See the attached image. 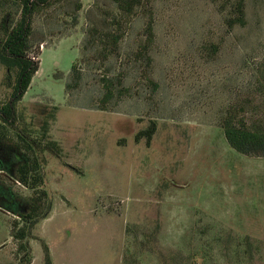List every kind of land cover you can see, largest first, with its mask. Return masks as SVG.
<instances>
[{
	"label": "rangeland",
	"instance_id": "1",
	"mask_svg": "<svg viewBox=\"0 0 264 264\" xmlns=\"http://www.w3.org/2000/svg\"><path fill=\"white\" fill-rule=\"evenodd\" d=\"M235 1L150 0V64L136 58L142 10L105 57L97 38L114 29V0L35 13L27 56L37 71L15 101L0 63V107L14 101L7 136L25 130L38 143L46 121L58 151L34 148L45 195L0 176L18 212L38 195L47 205L31 227L0 209V264H45L44 246L51 264H264V157L232 150L220 127L245 101L264 117V0H245L246 24L230 28ZM20 13L14 0L0 5V40ZM103 78L127 89L105 110Z\"/></svg>",
	"mask_w": 264,
	"mask_h": 264
},
{
	"label": "trees",
	"instance_id": "2",
	"mask_svg": "<svg viewBox=\"0 0 264 264\" xmlns=\"http://www.w3.org/2000/svg\"><path fill=\"white\" fill-rule=\"evenodd\" d=\"M8 1L0 0V5L3 6ZM14 1L21 7V13L13 26L6 24L5 21L3 22V38L0 40V63L7 71V84L10 85L12 81L13 93L11 100L15 99V101H19L28 90L31 79L37 71V64L27 56L31 19L39 9L46 7L45 5L60 0ZM114 3L118 11V14L112 15L110 19V24L114 26V29L106 31L97 38V41L102 46L100 49L104 54L102 56L105 57V55L116 53L118 44L123 37V28L138 10H142V12L146 13L147 17L144 28L145 39L140 45V50L137 51L136 58L144 60L146 64H150L149 52L154 43L150 0H114ZM244 8L245 0L235 1L232 6L233 16L227 19V26L231 28L234 25L244 26L246 24ZM213 49L216 50L217 48L213 47ZM261 70L262 73H260V78L257 79L256 88L264 97V69L262 68ZM72 71L75 75L79 72L76 66H72ZM12 73H14V77L11 80ZM101 81L103 82L105 92L100 102L101 108L105 110L106 104L114 100L118 94L126 93L127 89L114 87V83L107 78H103ZM117 84L119 85L120 82H117ZM243 104L239 109H236V111L238 110L237 112L233 111L235 110L234 107H230L221 118L220 127L223 131L224 139L228 146L239 154L249 157H264V117L255 114V112L247 113L243 106L247 108L248 101H245ZM252 109L250 110L252 111ZM15 120L14 101H10L0 107V176L2 175L13 182H18L33 192L39 191V195H45L44 191H40V186L43 184L39 164L41 159L36 155L38 151L34 148H40L41 143L44 141L42 147L46 148L50 153L57 154L58 147L55 142L49 141L47 138L46 121L41 128L42 140L40 139L38 143L30 139L25 130H22L17 135L16 138L18 140L7 136L5 133L7 126H14L16 124ZM154 131L155 126L151 123V127L141 132L140 135L144 136L148 143ZM39 195L36 199H31L28 204H25L28 212L22 214L17 210V202L15 201V197H13V193L0 184V209L11 213L16 212L18 214L17 217L23 222L25 221V226L31 227L34 222L42 219L45 215L47 205L38 202L42 198ZM24 236L25 231L21 229L18 233V238H23ZM21 248H25V244L24 246L21 244ZM44 259L45 264H51L46 246H44Z\"/></svg>",
	"mask_w": 264,
	"mask_h": 264
}]
</instances>
